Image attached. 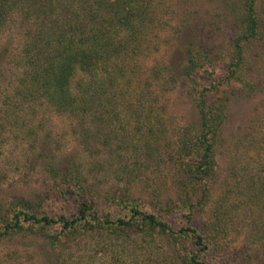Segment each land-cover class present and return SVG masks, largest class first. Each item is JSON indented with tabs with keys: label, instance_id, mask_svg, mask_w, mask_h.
<instances>
[{
	"label": "trees",
	"instance_id": "obj_1",
	"mask_svg": "<svg viewBox=\"0 0 264 264\" xmlns=\"http://www.w3.org/2000/svg\"><path fill=\"white\" fill-rule=\"evenodd\" d=\"M57 1L0 0V31L13 15L22 16L25 32L19 59L26 95L74 119L86 151L101 139L109 145L105 138L116 130L109 124L129 116L138 143L133 146L136 171L141 165L164 175L170 171L178 197L162 201L161 190L148 189L150 203L130 194L94 199L71 176L62 186L83 197L75 213L40 214L29 202L17 200L0 211V242L32 235L46 238L51 246H64L90 234L114 240L140 237L158 242V247L161 242L171 252L172 264H213L214 254L234 264H264V153L258 182L247 183L229 206L221 198L208 209V182L215 177L214 150L225 119L227 88L239 81L244 47L260 38L264 28L256 14L257 0H244L240 19L244 31L233 40L220 76L205 68L207 58L203 62L198 53L189 52L182 75L199 127L195 133L185 129L175 147L156 110L157 92L138 87L136 68L129 67L140 55V36L154 22L149 0H60L55 5ZM47 170L54 173L51 165ZM99 203L114 207L118 214L107 206L100 212ZM238 208L243 212L233 228L229 215Z\"/></svg>",
	"mask_w": 264,
	"mask_h": 264
},
{
	"label": "rangeland",
	"instance_id": "obj_2",
	"mask_svg": "<svg viewBox=\"0 0 264 264\" xmlns=\"http://www.w3.org/2000/svg\"><path fill=\"white\" fill-rule=\"evenodd\" d=\"M149 2L154 22L140 36V55L129 67L136 68L138 87L148 86L157 92L156 110L162 116L167 139L175 147L185 129L195 133L199 127L182 66L189 52L198 53L203 62L207 58L208 72L222 74L233 40L244 31L240 20L244 0ZM255 9L264 26V0H257ZM24 32L19 13L0 31V211L22 199L34 206L33 212L73 214L83 197L72 187L62 186L71 176H76L94 199L130 194L150 203L153 198L148 189L161 190L162 201L177 199L178 186L175 176L169 177L170 171L164 175L148 165L136 171L133 146L138 143L129 116L109 124L116 129L111 138H105L109 145L101 139L86 151L74 119L26 95L21 84L24 65L19 59ZM244 51L239 81L227 88L225 119L214 150L215 177L208 182V209L221 198L229 206L241 197L240 189L259 180L264 153L263 27L260 38L246 44ZM48 165L54 173L47 170ZM106 206L118 214L104 203L98 204L99 211L107 210ZM240 208L229 215L233 228L240 222ZM160 244L158 247V242L140 237L114 240L90 234L64 246H51L46 238L15 236L0 242V264H172L171 252ZM211 256L213 264H234L222 254Z\"/></svg>",
	"mask_w": 264,
	"mask_h": 264
}]
</instances>
